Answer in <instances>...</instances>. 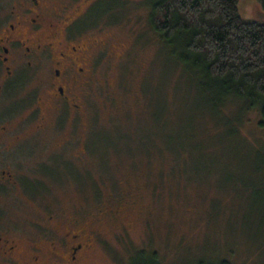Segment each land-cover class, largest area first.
Listing matches in <instances>:
<instances>
[{"label": "rangeland", "instance_id": "1", "mask_svg": "<svg viewBox=\"0 0 264 264\" xmlns=\"http://www.w3.org/2000/svg\"><path fill=\"white\" fill-rule=\"evenodd\" d=\"M119 1L121 13L96 36L117 56L99 52L81 122L51 137L72 139V153L83 147L84 169L62 168L55 156L50 193L0 199L11 207L7 222L31 258L33 242L65 255L70 229L90 244L74 264H134L141 250L159 252L167 264H264L260 114L239 112L236 103L220 112L196 83L200 76L194 82L161 43L150 0ZM239 11L264 23L258 0H241ZM55 261L46 255L40 264Z\"/></svg>", "mask_w": 264, "mask_h": 264}, {"label": "flooded vegetation", "instance_id": "2", "mask_svg": "<svg viewBox=\"0 0 264 264\" xmlns=\"http://www.w3.org/2000/svg\"><path fill=\"white\" fill-rule=\"evenodd\" d=\"M118 2L0 0V199L15 202L18 192L36 198L50 193L55 156L62 168L84 169L83 147L72 153V139L51 137L65 123L72 120L76 128L81 122L82 96L93 88L99 54L117 56L107 40L96 36L121 13ZM10 208L0 203V264H40L46 255L55 264H74L90 246L82 231L67 229L65 255L53 243L47 252L33 242V260L21 231L6 220Z\"/></svg>", "mask_w": 264, "mask_h": 264}, {"label": "trees", "instance_id": "3", "mask_svg": "<svg viewBox=\"0 0 264 264\" xmlns=\"http://www.w3.org/2000/svg\"><path fill=\"white\" fill-rule=\"evenodd\" d=\"M258 1L264 10V0ZM240 2L150 0V25L191 79L200 76L194 82L212 105L220 112L234 103L239 112L255 111L264 128V23L244 20ZM256 157L264 159V145L257 147ZM134 264L167 263L159 252L141 250ZM192 264L234 263L200 258Z\"/></svg>", "mask_w": 264, "mask_h": 264}]
</instances>
